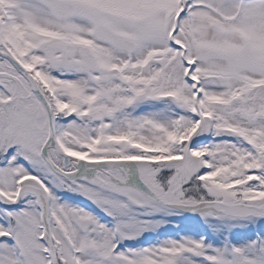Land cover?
Instances as JSON below:
<instances>
[{
    "label": "snow or ice",
    "instance_id": "snow-or-ice-1",
    "mask_svg": "<svg viewBox=\"0 0 264 264\" xmlns=\"http://www.w3.org/2000/svg\"><path fill=\"white\" fill-rule=\"evenodd\" d=\"M0 264H264V0H0Z\"/></svg>",
    "mask_w": 264,
    "mask_h": 264
}]
</instances>
